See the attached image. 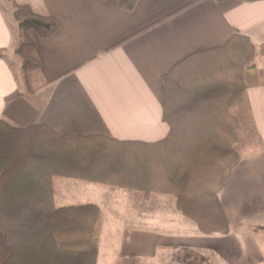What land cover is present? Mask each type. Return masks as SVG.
Wrapping results in <instances>:
<instances>
[{
	"label": "crops",
	"instance_id": "0c3cea01",
	"mask_svg": "<svg viewBox=\"0 0 264 264\" xmlns=\"http://www.w3.org/2000/svg\"><path fill=\"white\" fill-rule=\"evenodd\" d=\"M16 1L61 24L37 39L38 90L6 101L24 88L14 73V65L21 70L14 51L17 22L8 0H0V49L6 50L0 59V121L15 128L41 124L59 134L158 142L169 131L162 119L164 74L236 34L250 39L257 55L264 48V0H138L131 12L115 0ZM257 57L244 84L264 144V58ZM219 199L230 231L203 235L173 196L152 194L144 201L126 189L55 181L58 206L101 209L97 264H264V151L235 166ZM7 256L0 231V264Z\"/></svg>",
	"mask_w": 264,
	"mask_h": 264
},
{
	"label": "trees",
	"instance_id": "16d2710c",
	"mask_svg": "<svg viewBox=\"0 0 264 264\" xmlns=\"http://www.w3.org/2000/svg\"><path fill=\"white\" fill-rule=\"evenodd\" d=\"M9 1L24 91L16 89L6 101L38 90L37 39L61 24ZM115 2L131 12L138 0ZM5 53L0 49V59ZM257 56L264 58V48L257 55L250 39L236 34L164 74L162 119L169 131L158 142L59 134L41 124L15 128L0 121V231L8 247L3 264H97L103 213L94 204L58 206V179L135 191L144 201L151 194L170 195L200 234H227L219 194L241 160L264 151L244 84V72L256 66Z\"/></svg>",
	"mask_w": 264,
	"mask_h": 264
},
{
	"label": "rangeland",
	"instance_id": "374dc122",
	"mask_svg": "<svg viewBox=\"0 0 264 264\" xmlns=\"http://www.w3.org/2000/svg\"><path fill=\"white\" fill-rule=\"evenodd\" d=\"M8 2H9V4H10V6L12 7V5H11V3H10V1L8 0ZM12 11H13V9H12ZM14 12V11H13ZM13 16H14V14H13ZM14 19H15V17H14ZM15 21H16V19H15ZM17 22V21H16ZM19 42H20V38L18 37L17 39H16V42L14 43V51H15V53H16V49H17V47H18V44H19ZM5 56H6V53H5ZM4 56V57H5ZM3 57V58H4ZM3 58H1V59H3ZM17 60H18V63H19V68H20V62H19V57H18V55H17ZM15 67H14V73L15 74H17L18 73V79H20L21 78V71L16 67V65H14ZM21 69V68H20ZM19 70V71H18ZM133 192H135V191H133ZM138 193V192H137ZM152 195V194H151ZM260 221L261 222H264V218H262V219H260ZM262 224H264V223H262ZM262 228H264V227H262ZM106 237L107 238H105V240H106V242H107V240H108V238H110V236H109V234H107L106 233ZM118 250V249H117Z\"/></svg>",
	"mask_w": 264,
	"mask_h": 264
}]
</instances>
